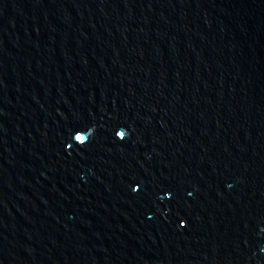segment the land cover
<instances>
[{"label":"water","instance_id":"obj_1","mask_svg":"<svg viewBox=\"0 0 264 264\" xmlns=\"http://www.w3.org/2000/svg\"><path fill=\"white\" fill-rule=\"evenodd\" d=\"M0 264H264V0H0Z\"/></svg>","mask_w":264,"mask_h":264}]
</instances>
